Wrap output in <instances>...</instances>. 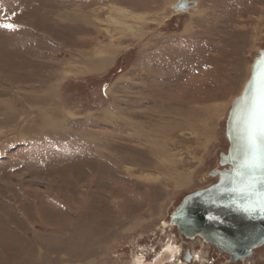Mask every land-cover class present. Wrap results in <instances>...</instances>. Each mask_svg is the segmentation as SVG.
I'll list each match as a JSON object with an SVG mask.
<instances>
[{"label": "rangeland", "instance_id": "1", "mask_svg": "<svg viewBox=\"0 0 264 264\" xmlns=\"http://www.w3.org/2000/svg\"><path fill=\"white\" fill-rule=\"evenodd\" d=\"M177 1L0 0V264H264V245L235 260L171 219L229 168L264 0Z\"/></svg>", "mask_w": 264, "mask_h": 264}, {"label": "water", "instance_id": "2", "mask_svg": "<svg viewBox=\"0 0 264 264\" xmlns=\"http://www.w3.org/2000/svg\"><path fill=\"white\" fill-rule=\"evenodd\" d=\"M196 5L195 1L178 0L172 10L186 12ZM262 80L264 49L254 59L250 79L227 117L229 149L227 154L220 155V165L229 168L212 172L211 176L218 177V181L186 196L171 218L183 234L201 237L235 260L249 257L264 245V164L251 172L244 167L250 156L251 107ZM189 257L187 253L185 259Z\"/></svg>", "mask_w": 264, "mask_h": 264}, {"label": "snow or ice", "instance_id": "3", "mask_svg": "<svg viewBox=\"0 0 264 264\" xmlns=\"http://www.w3.org/2000/svg\"><path fill=\"white\" fill-rule=\"evenodd\" d=\"M0 27L14 30L15 25L11 23L2 24ZM255 82V80H254ZM264 80L258 89V97L251 107V121L248 130V144L250 156L246 159L244 167L249 172L264 164Z\"/></svg>", "mask_w": 264, "mask_h": 264}, {"label": "bare ground", "instance_id": "4", "mask_svg": "<svg viewBox=\"0 0 264 264\" xmlns=\"http://www.w3.org/2000/svg\"><path fill=\"white\" fill-rule=\"evenodd\" d=\"M177 1V0H176ZM187 1H189V0H187ZM196 3H197V0H194ZM198 4V3H197ZM177 15L178 14H180V13H183V12H175ZM108 18V17H107ZM91 19V18H90ZM90 21V20H89ZM111 22H113V21H111ZM100 25V24H99ZM96 26V25H95ZM119 26H122V25H120V23H119ZM126 28H130V25H127V24H125L124 25ZM123 27V26H122ZM132 28V27H131ZM122 29V28H121ZM91 53V52H90ZM258 54H259V52H258ZM107 60V61H106ZM100 62L98 63V64H96V65H91L92 67L94 66V67H96V68H98V70L99 69H102L103 67H104V64H106L107 62H109L108 61V59H106V58H102L101 60H99ZM105 61V63L104 64H102V62H104ZM102 66V68H100ZM91 67V68H92ZM251 68H252V65H251ZM250 75H251V73H250ZM246 86V85H245ZM245 88V87H244ZM244 90V89H243ZM39 98V97H38ZM36 100H38V101H40L39 99H36ZM33 102V101H32ZM235 102V101H234ZM233 102V103H234ZM38 103V102H37ZM42 105V104H41ZM233 105V104H232ZM43 106V105H42ZM232 107V106H231ZM45 108V107H44ZM188 108V107H187ZM186 108V109H187ZM182 109V108H181ZM186 109H184V110H180L181 111V113H185V115L186 114H188V113H190L189 111H187ZM196 109V108H195ZM195 109H192V112H194L195 111ZM38 111H40V110H38ZM179 111V109H176V110H172V113H171V115H169L170 116V118H173V116H174V114H176L177 112ZM191 112V113H192ZM229 112H230V110H229ZM182 114V115H183ZM228 115H229V113H228ZM39 116V115H38ZM37 116V117H38ZM47 116V115H46ZM45 115H43L42 117H40V121H41V123H42V125H41V127L39 128L40 130H41V128H44V127H46V126H48L49 124H52V123H55V121H52L51 120V118L50 117H46ZM160 116V115H159ZM166 116V115H165ZM179 116H181V115H179ZM167 117H168V115H167ZM174 117H176L177 119L176 120H178V116H174ZM228 117V116H227ZM53 118V117H52ZM188 118V117H187ZM174 119V118H173ZM128 120V119H127ZM200 120V119H199ZM198 120V121H199ZM44 122V123H43ZM200 122H201V120H200ZM151 123V122H150ZM170 124V125H169ZM202 124V123H201ZM206 124V123H205ZM174 124H172V123H169V121L167 122L166 121V123L163 125V124H157V126L159 127V128H161V129H163V128H165V127H172ZM156 126V125H155ZM155 126H154V128H155ZM203 126V125H202ZM201 126V127H202ZM177 126H175V128H176ZM199 127V126H198ZM204 127H206V126H204ZM203 127V128H204ZM195 128V127H194ZM32 129V128H31ZM193 129V128H192ZM44 130V129H43ZM173 130H175V129H173ZM199 130V129H198ZM150 131V130H149ZM200 131V130H199ZM157 133V132H156ZM150 134V133H149ZM148 134V135H149ZM159 134V133H158ZM167 134H168V132H167ZM151 135V134H150ZM153 135H155V133L153 134ZM169 135H171L170 133H169ZM157 136V135H156ZM168 136V135H167ZM149 143V142H148ZM159 143V142H158ZM153 144V143H151L150 142V145H149V148H148V151L150 150L151 152H149V154H152V156H153V158H157V160L159 161V163L160 164H162V165H164L166 168H167V164H166V162H165V159H162L161 157V159H159L158 157L161 155V154H163V155H166L167 153H166V151H164L163 149H162V147L159 145V144H162V143H159V144ZM156 146V147H155ZM132 149V151H133V153L135 152V150H134V148H131ZM130 149V150H131ZM166 149V148H165ZM164 153H166V154H164ZM149 154L147 155V153H145V155H147L146 157H148L149 158ZM169 154V153H168ZM170 156V155H169ZM145 156H143V158L142 159H144V161H142V162H144V163H147V158H146ZM146 158V159H145ZM167 158V157H166ZM148 160H150V159H148ZM156 160V159H155ZM169 160V159H168ZM151 161V160H150ZM118 165H119V163H118ZM171 165V164H170ZM121 167V166H120ZM170 167V166H169ZM172 167V166H171ZM122 168V171L124 172V173H126L127 175H130V174H132V171H130L131 169H130V167H121ZM174 173V174H173ZM160 175V174H159ZM165 176H168L169 178L168 179H171V180H173V182L177 185V186H184L185 184H186V182H187V180H188V178H187V176L186 175H182V174H176L175 173V170H174V172L172 171V169L169 171L168 169H167V171H166V173L164 174ZM172 175H174V178L172 177ZM146 178V177H145ZM217 179H218V177H217ZM161 180V179H160Z\"/></svg>", "mask_w": 264, "mask_h": 264}, {"label": "flooded vegetation", "instance_id": "5", "mask_svg": "<svg viewBox=\"0 0 264 264\" xmlns=\"http://www.w3.org/2000/svg\"><path fill=\"white\" fill-rule=\"evenodd\" d=\"M187 253L189 254V252H186V253H185V257H184V260H185L186 262L189 261V260H186V259H185ZM225 253H227V252H225ZM227 254H228V253H227ZM230 257H231V256H230ZM231 258H232V257H231Z\"/></svg>", "mask_w": 264, "mask_h": 264}]
</instances>
